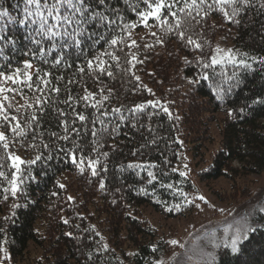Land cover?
<instances>
[{"label": "trees", "instance_id": "trees-1", "mask_svg": "<svg viewBox=\"0 0 264 264\" xmlns=\"http://www.w3.org/2000/svg\"><path fill=\"white\" fill-rule=\"evenodd\" d=\"M191 2L166 0L160 19L142 23L144 0H87L81 43L64 47L68 38L48 39L29 20L19 23L24 0H0L8 12L0 17L5 264H144L167 250L148 211L175 216L194 207V183L178 169L185 152L205 184L264 172V0L223 11L215 0L185 7ZM233 7L241 11L226 18ZM219 37L250 67L226 58L211 65ZM87 93L93 95L84 100ZM11 156L23 161L18 170ZM253 219L238 250L221 246L208 264H264V212ZM30 243L39 250L35 260L27 255Z\"/></svg>", "mask_w": 264, "mask_h": 264}, {"label": "rangeland", "instance_id": "rangeland-1", "mask_svg": "<svg viewBox=\"0 0 264 264\" xmlns=\"http://www.w3.org/2000/svg\"><path fill=\"white\" fill-rule=\"evenodd\" d=\"M225 39H216L212 57L220 59L228 53L223 46L227 45ZM211 124V132L217 136L215 121ZM178 169L194 183L196 190L191 193L194 207L189 213L175 216L148 211L155 231L165 240L167 250L157 259L144 264H208L221 246L232 249L234 237L239 234L238 242L244 238L254 225V214L264 212V172L241 175L235 179L221 176L205 184L196 176L187 152L178 163ZM38 254V248L30 243L28 257L35 260ZM9 262L7 252L1 250L0 264Z\"/></svg>", "mask_w": 264, "mask_h": 264}, {"label": "snow or ice", "instance_id": "snow-or-ice-1", "mask_svg": "<svg viewBox=\"0 0 264 264\" xmlns=\"http://www.w3.org/2000/svg\"><path fill=\"white\" fill-rule=\"evenodd\" d=\"M101 4L104 3V0H99ZM205 0H200V3L203 4ZM144 3L147 5V10L145 12H140L139 15L141 16L142 23H145L149 17H155L157 19H160V13L163 9H166L169 7V5L166 3V0H144ZM197 0H192L191 4H186L185 7L192 8L193 6H196ZM215 3L217 6L220 7V10L223 11L224 5H245L248 3V0H215ZM25 8H24V19H21L19 23L24 24L26 20H29L32 25H38V27L35 29L36 35H40L43 37H46L48 39L55 40L56 37L61 38H68L64 42V47H68L69 43H75L76 45H79L81 41L77 39V36L80 34V28L79 26L82 24V22H86L85 14L90 11V5L87 3V0H24ZM211 7V6H210ZM181 12L184 11V8L180 9ZM239 11H241L240 7H233L231 16H229L228 12H224V15L226 18L231 19L232 16H235ZM79 14V19L77 18V15ZM173 16H175V13H171ZM190 14V13H189ZM8 16L7 11H0V17ZM13 19L12 17H9V20ZM101 20H104L105 17L100 16ZM53 21V23H50L49 21ZM162 23L164 21H161ZM57 29H63V31H59ZM181 37L183 36V33L180 34ZM36 44H40V40L34 41ZM117 40L113 39L111 41V44H116ZM189 43L195 44V41H192L189 39ZM53 48L56 47L55 44L52 46ZM196 47H200L198 44ZM52 49L50 48L49 51ZM41 53H43L44 49H40ZM218 52L220 50H217ZM227 59L229 63H239L240 65L244 67H250V65L246 64L244 60L237 61L235 54L231 53L229 51L228 53H225L224 56L220 57V59H217L216 56L212 57L211 65H215L218 63L224 62V59ZM96 59L99 60V57ZM113 59H117V57L113 56ZM59 58L56 60V63H59ZM103 60H99V63L96 65V67L103 70ZM211 65H205V67H210ZM93 62L90 60L88 61V67L92 68ZM31 67V64L27 61L25 62V72L24 77L26 80H31L32 77L30 74H28L27 69ZM83 69H81L82 71ZM19 71V70H18ZM0 76H3V73H0ZM207 78V76H205ZM5 79L13 80V83H15V80L13 77L8 76L5 77ZM47 83V82H45ZM30 86V85H29ZM54 91H58V89H53ZM0 91H7V89L0 88ZM93 94L87 93L83 99L88 100ZM142 105H137V108H141ZM115 111H119V109H115ZM166 111V109H165ZM0 114H3V105H0ZM5 120H7V116L4 117ZM15 119V118H13ZM80 120H84L85 117L83 115L79 116ZM19 134V133H17ZM93 135H96L95 131L93 132ZM64 139H68L67 136L63 137ZM0 141H5V135L3 132H0ZM4 147L7 148V144H4ZM107 155V153H105ZM40 157H37L39 159ZM11 160H13V167L19 169V165L23 163V161L20 160L19 157L11 156ZM75 160V158H74ZM34 163V161H32ZM84 163L83 159L80 161V164L77 166L80 167ZM95 161H89V167L93 169V175H96L95 172ZM142 167V165H129V167ZM151 167V165H149ZM83 170V169H81ZM175 171V169L173 170ZM185 173H181L183 176ZM149 177L151 179H155V176L152 172H148ZM4 176L3 172H0V177ZM151 182V180L149 181ZM11 184V193L12 195H16V192L18 190V183H17V176L15 173L12 174V179L10 181ZM101 187H103V182H101ZM168 187H171L169 185ZM200 199H204L203 197H200ZM239 234L233 238L232 240V250L233 252L237 251L236 244L239 240ZM171 243L175 244L176 241H171ZM106 247V246H105Z\"/></svg>", "mask_w": 264, "mask_h": 264}]
</instances>
